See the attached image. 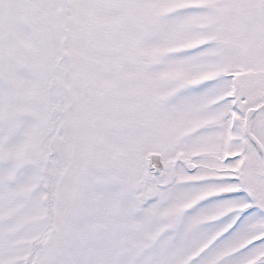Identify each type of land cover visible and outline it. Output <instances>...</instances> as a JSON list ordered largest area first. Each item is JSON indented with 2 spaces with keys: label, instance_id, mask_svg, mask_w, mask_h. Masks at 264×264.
<instances>
[{
  "label": "snow or ice",
  "instance_id": "6c2138e0",
  "mask_svg": "<svg viewBox=\"0 0 264 264\" xmlns=\"http://www.w3.org/2000/svg\"><path fill=\"white\" fill-rule=\"evenodd\" d=\"M0 264H264V0H0Z\"/></svg>",
  "mask_w": 264,
  "mask_h": 264
}]
</instances>
